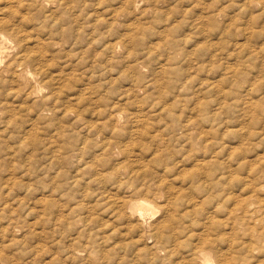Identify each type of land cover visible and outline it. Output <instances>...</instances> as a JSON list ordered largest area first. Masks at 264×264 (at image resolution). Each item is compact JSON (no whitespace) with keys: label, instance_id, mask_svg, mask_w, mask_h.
<instances>
[{"label":"rangeland","instance_id":"1","mask_svg":"<svg viewBox=\"0 0 264 264\" xmlns=\"http://www.w3.org/2000/svg\"><path fill=\"white\" fill-rule=\"evenodd\" d=\"M0 15L24 46L0 56L1 264H264V0H0Z\"/></svg>","mask_w":264,"mask_h":264},{"label":"bare ground","instance_id":"2","mask_svg":"<svg viewBox=\"0 0 264 264\" xmlns=\"http://www.w3.org/2000/svg\"><path fill=\"white\" fill-rule=\"evenodd\" d=\"M9 1V0H8ZM11 4V3H10ZM16 8V7H15ZM1 16V15H0ZM16 16V15H15ZM20 16V15H19ZM2 18V17H1ZM21 18V17H20ZM16 33H13L12 35H10V34H6L5 32H0V56L2 55V53L4 52V49H5V44H7V43H9V42H16L15 43V45L17 44V47H18V54H20L21 53V49H22V47L24 48V46H22L21 45V40H20V37L18 38V36L16 37ZM41 45V44H40ZM22 46V47H21ZM28 48V47H27ZM26 48V49H27ZM25 52H27V51H25ZM31 52V51H30ZM29 52V53H30ZM24 53V52H23ZM22 53V54H23ZM21 55V54H20ZM14 56V55H13ZM21 56H23V55H21ZM21 56H19L20 58H17V57H15V58H13L12 60H9L7 63H6V69L7 70H9L8 72L11 74V71L12 70H15V67H17L19 70L21 69ZM28 57V56H27ZM0 58H2V57H0ZM34 58V57H33ZM25 60V59H24ZM35 60V59H34ZM36 60H38V59H36ZM23 61V60H22ZM32 62V61H31ZM15 65H17V66H15ZM4 69V68H3ZM16 72H17V70H15ZM14 71V72H15ZM2 71H0V73H1ZM18 73V72H17ZM0 75H2L3 76V74H0ZM14 75V74H13ZM15 75H17V74H15ZM14 75V76H15ZM10 76H12V75H10ZM17 79V78H16ZM15 79V81H18V79L16 80ZM1 82V81H0ZM23 85V84H22ZM25 85V84H24ZM23 85V86H24ZM34 85V84H33ZM32 86V85H31ZM48 96V95H47ZM45 101V100H44ZM47 101H49V100H47ZM50 102V101H49ZM76 115V114H75ZM9 122V121H8ZM11 126V125H10ZM7 127V126H6ZM264 128V127H263ZM27 131V130H26ZM50 153H52V152H50ZM247 181V180H246ZM245 184H246V182H245ZM244 184V185H245ZM250 185V184H249ZM261 186H263L264 187V184L263 185H261ZM249 188H251V187H249ZM253 188V187H252ZM254 188H255V186H254ZM261 189V188H260ZM257 190V189H256ZM247 191V190H246ZM249 192V191H248ZM251 192H253V191H251ZM250 192V193H251ZM262 192V191H261ZM260 192V194H262ZM256 193H259V191H256ZM260 194H257V195H260ZM243 195V194H242ZM253 195V194H252ZM256 195V196H257ZM235 196H237V195H235ZM243 196H245V195H243ZM255 196V197H256ZM252 197V196H251ZM250 197V198H251ZM255 197H254V199H255ZM259 197H261V195L259 196ZM263 197V196H262ZM257 198V197H256ZM246 200V199H245ZM229 201H231V200H229ZM239 201V200H238ZM255 201H256V199H255ZM245 202H248V201H245ZM244 201H240V203L239 204H237V205H235V207L234 208H232L231 210H232V213H233V215L234 214H236V212H238V211H243V213H247L248 211H249V209H245V207H246V203H245ZM257 202H258V200H257ZM230 203H232V201L230 202ZM233 203H235V202H233ZM250 203H251V201H250ZM254 204H255V202H253ZM252 204V203H251ZM232 205H234V204H232ZM231 205V206H232ZM256 205H259V211H261L262 212V215H260L259 217H257L256 215H254L255 213H256V211L255 212H253V217L255 218V219H253V220H257L258 222H260V226L261 227H259V225H258V227L260 228V230L262 231H260V230H258L259 231V233L261 232V233H263L264 232V198L263 199H261V200H259V204H256ZM247 206H248V204H247ZM249 206H250V204H249ZM143 207H146L145 206V204H138V207L137 208H139L140 210L141 209H143ZM254 210H257V208L255 209V208H253ZM227 211H229V209L227 210ZM258 211V210H257ZM230 212V211H229ZM252 212V211H251ZM228 213V212H227ZM232 213H231V215L230 216H232ZM242 213V214H243ZM248 213H250V212H248ZM256 214H258V213H256ZM228 215V214H227ZM146 216V215H145ZM239 216H241L240 214H238V217H236V219L237 218H241V217H239ZM249 216H251V215H249ZM233 218H235L234 216H232ZM256 217H257V219H256ZM231 217H228V220L230 219ZM232 218V219H233ZM244 218H246V219H250V217H244ZM236 219H235V221H233L234 223L236 222ZM252 219V218H251ZM238 220V219H237ZM242 223H244L245 221H243L242 220V218L241 219H239ZM253 220H251V221H253ZM232 221H225V223L224 224H226V222H229V224H230V222L232 223ZM250 221V220H249ZM254 222V221H253ZM142 223V222H141ZM233 224V223H232ZM239 224V223H238ZM245 224H247L246 225V227H248L249 225H250V222H247V223H245ZM249 224V225H248ZM226 225H228V223L226 224ZM255 225V224H254ZM229 226V225H228ZM231 226V225H230ZM239 226H241V224H239ZM256 226V225H255ZM255 226H254V228H255ZM164 227V226H163ZM234 228L236 227V226H233ZM250 227V226H249ZM251 227H253V226H251ZM227 227H225V228H223V229H225V230H227V229H230V228H232V227H230V228H227ZM240 228V227H239ZM243 228V227H242ZM142 229V228H141ZM236 229V228H235ZM244 229H245V227H244ZM246 229H248V228H246ZM233 230V229H232ZM237 231H239V229H236ZM255 230V232H256V229H254ZM228 231V230H227ZM245 231V230H244ZM258 231H257V233H258ZM225 233V232H224ZM224 233H221L222 235L224 234ZM229 233H231V232H228V234ZM238 233V232H237ZM245 233H247L246 231H245ZM245 233H243V234H245ZM260 233V234H261ZM227 234V233H226ZM230 235H232V234H230ZM234 235V234H233ZM246 236L248 235L249 236V234L247 233V234H245ZM225 236V235H224ZM236 236H238V234L236 235ZM242 236V235H241ZM253 236H255V235H253ZM258 236H259V234H258ZM262 236H264V235H262ZM226 237V236H225ZM250 237H252V236H250ZM259 237H261V236H259ZM259 237H257V238H259ZM38 238V237H37ZM205 238V237H204ZM221 238H223V236H221ZM239 238V237H238ZM245 237L244 236H242L241 237V240L242 239H244ZM262 238V237H261ZM261 238H259V240H261ZM224 239V238H223ZM226 239V238H225ZM233 239V238H232ZM254 239V238H253ZM253 239H251V240H253ZM229 239L227 238L226 239V241H228ZM240 240V241H241ZM246 241H247V239H245ZM255 240V239H254ZM263 241H264V238L262 239ZM221 241V240H220ZM243 241V240H242ZM245 241V242H246ZM249 241H250V239H249ZM255 241H257V240H255ZM254 241V243H256ZM262 241V242H263ZM239 242V241H238ZM251 243L253 242V241H250ZM244 243V242H243ZM248 243V242H247ZM247 243H246V246H247ZM264 243V242H263ZM262 243V244H263ZM12 244V243H11ZM229 244V243H228ZM231 244V243H230ZM239 244H241V243H239ZM255 245H259V244H254V250H256L255 249V247H257V246H255ZM219 246H220V244H219ZM218 246V247H219ZM227 246V243H226V245H225V248H228V246ZM245 246V247H246ZM249 246H250V244H249ZM249 246H247V247H249ZM262 246H264V245H262ZM222 247H224L223 246V244H222ZM238 247H240V249H242L241 247H243L242 245L241 246H239L238 245ZM251 247V246H250ZM259 247V246H258ZM261 247V246H260ZM235 248V247H234ZM263 248V247H262ZM205 250V249H204ZM219 250V249H218ZM231 250H233L234 251V249H233V247H231V249H230V251ZM235 250H238V248L237 249H235ZM249 250H253V249H249ZM259 250V249H258ZM262 250H264V249H262ZM203 251V250H202ZM221 251H222V249H221ZM220 251V252H221ZM226 251H229V250H226ZM248 251V250H247ZM260 251H261V249H260ZM260 251H259V253H260ZM204 252V251H203ZM246 252V251H245ZM249 252V251H248ZM255 252V251H254ZM215 253V252H214ZM217 253H219V251L217 252V250H216V254ZM232 253H234V252H232ZM70 254V253H69ZM237 254V253H236ZM245 254V253H244ZM243 254V255H244ZM35 255V254H34ZM240 255H242V254H240ZM240 255H236L237 256V258H235L234 257V255L232 256V255H228V254H226V252H224V254H223V252L220 254V255H217V257L216 258H214V256L212 255V254H202L201 256L203 257V260H204V263H201V264H217V262L219 261V262H221V263H219L218 262V264H240V262L238 263V260H240V258L238 259V256H240ZM248 256V254H245V257H247ZM262 255H264V253L262 254ZM262 255L261 256H259L258 255V257H262ZM1 256V255H0ZM3 256V255H2ZM76 256V255H75ZM74 256V257H75ZM253 256H254V254H253ZM6 256H4V258H5ZM9 257H11L10 255H9ZM198 257L199 256H197V259H198ZM244 257V256H243ZM243 257H242V259H243ZM256 257V256H255ZM13 258V257H12ZM11 258V259H12ZM200 258V257H199ZM249 258H251V254H249V257H247L246 259H249ZM1 259H3V257L1 258ZM10 259V260H11ZM36 259V258H35ZM38 259H39V257H38ZM43 259V258H42ZM45 259V258H44ZM217 259V260H216ZM251 259H254V260H252V261H255V260H257V261H255V263L256 262H258V260H260L261 261V259H258V258H251ZM251 259H249V260H251ZM262 259H264V258H262ZM4 260H6V259H4ZM40 260H41V258H40ZM244 261V260H243ZM17 262V261H16ZM49 262V261H48ZM242 262V261H241ZM245 262V261H244ZM62 263V262H61ZM247 263H248V261H247ZM246 263V264H247ZM252 264H253V262H251ZM1 264V263H0ZM9 264V263H8ZM197 264H199V262L197 263ZM257 264V263H256Z\"/></svg>","mask_w":264,"mask_h":264}]
</instances>
